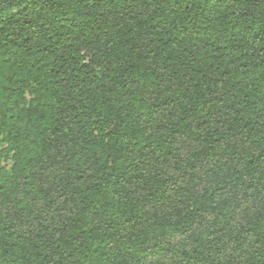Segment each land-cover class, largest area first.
<instances>
[{
  "label": "trees",
  "instance_id": "trees-1",
  "mask_svg": "<svg viewBox=\"0 0 264 264\" xmlns=\"http://www.w3.org/2000/svg\"><path fill=\"white\" fill-rule=\"evenodd\" d=\"M0 264H264V0H0Z\"/></svg>",
  "mask_w": 264,
  "mask_h": 264
}]
</instances>
